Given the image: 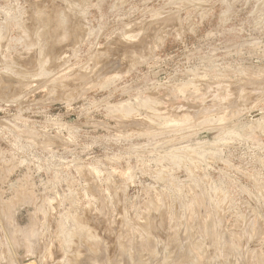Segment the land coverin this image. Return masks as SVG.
Segmentation results:
<instances>
[{
  "label": "rangeland",
  "instance_id": "rangeland-1",
  "mask_svg": "<svg viewBox=\"0 0 264 264\" xmlns=\"http://www.w3.org/2000/svg\"><path fill=\"white\" fill-rule=\"evenodd\" d=\"M113 263L264 264V0H0V264Z\"/></svg>",
  "mask_w": 264,
  "mask_h": 264
},
{
  "label": "bare ground",
  "instance_id": "bare-ground-1",
  "mask_svg": "<svg viewBox=\"0 0 264 264\" xmlns=\"http://www.w3.org/2000/svg\"><path fill=\"white\" fill-rule=\"evenodd\" d=\"M90 238V237H89ZM183 242V241H182ZM184 243V242H183ZM183 243H182V245H183ZM185 243H187V242H185ZM185 245V244H184ZM86 246V245H85ZM101 247V246H100ZM103 247V246H102ZM98 248V247H97ZM180 248V247H179ZM184 248V247H183ZM187 248V247H186ZM200 248V247H199ZM203 248V247H202ZM178 249V248H177ZM195 250V249H194ZM200 250H202V249H200ZM103 251V250H102ZM190 253H193V252H190ZM203 253V252H202ZM95 254H97V253H95ZM128 254V253H127ZM187 254V253H186ZM92 255H94V254H92ZM102 255H104V254H102ZM188 255V254H187ZM194 255V254H193ZM209 255V254H208ZM96 256V255H95ZM107 256V255H106ZM211 256V255H210ZM124 257V256H123ZM186 257V256H185ZM188 257H190V256H188ZM91 258V257H90ZM191 258V257H190ZM98 259V258H97ZM129 259V258H128ZM135 259V258H134ZM197 259V258H196ZM202 259V258H201ZM95 260H96V258H95ZM100 260V259H99ZM192 261V260H191ZM96 262H98V261H96ZM105 262V261H104ZM146 262V261H145ZM102 263V262H101ZM109 263V262H108ZM115 263V262H114ZM113 263V264H114ZM120 264V263H119Z\"/></svg>",
  "mask_w": 264,
  "mask_h": 264
}]
</instances>
